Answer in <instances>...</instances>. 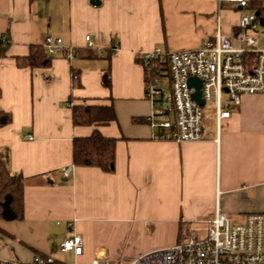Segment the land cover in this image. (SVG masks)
Segmentation results:
<instances>
[{
	"label": "crops",
	"instance_id": "crops-1",
	"mask_svg": "<svg viewBox=\"0 0 264 264\" xmlns=\"http://www.w3.org/2000/svg\"><path fill=\"white\" fill-rule=\"evenodd\" d=\"M240 13L223 0H0V112L12 118L0 159L23 178L22 219L0 220V264H118L185 240L217 211L236 221L264 213V93L242 96L217 136L209 115L202 142L156 140L146 122L142 54L197 49L217 29L236 32ZM47 35L75 57L18 67ZM76 105L112 106L115 120L73 126ZM95 129L116 140L113 173L72 166L73 138ZM72 234L82 238L77 258L59 250Z\"/></svg>",
	"mask_w": 264,
	"mask_h": 264
},
{
	"label": "built area",
	"instance_id": "built-area-1",
	"mask_svg": "<svg viewBox=\"0 0 264 264\" xmlns=\"http://www.w3.org/2000/svg\"><path fill=\"white\" fill-rule=\"evenodd\" d=\"M223 1L241 12L236 32L226 35L217 29L213 39L203 40L197 49L167 52L158 47L140 57L144 97L151 105L146 122L156 140L205 141L208 136L204 128L209 125V115L213 116L217 136L221 123L239 106L242 96L264 93V43L261 42L264 23L261 25L262 19L251 9L252 0ZM84 41L86 47H93L88 35ZM6 43V37L1 36L0 46ZM43 49L47 57L60 55L69 61L76 54L75 48L49 35L44 38ZM111 51L114 55L117 50L113 47ZM99 54L105 56L103 52ZM248 55L252 56L251 60ZM157 64L167 67L168 76L163 71L157 74L158 78L152 76ZM189 78L200 81L202 105L192 98L195 89L188 86ZM69 171L64 169L62 176L67 178ZM59 250L80 257L81 236H68ZM30 264L60 263L46 256L35 257ZM91 264L110 263L106 259H94ZM118 264H264V213L245 214L234 221L217 211L207 222L203 236L190 235L172 246Z\"/></svg>",
	"mask_w": 264,
	"mask_h": 264
},
{
	"label": "trees",
	"instance_id": "trees-1",
	"mask_svg": "<svg viewBox=\"0 0 264 264\" xmlns=\"http://www.w3.org/2000/svg\"><path fill=\"white\" fill-rule=\"evenodd\" d=\"M33 1V0H30ZM251 9L257 16L264 21V6L262 0H252ZM7 43L0 46V55L5 51ZM249 60L252 59L248 55ZM50 58L45 54L41 47L31 49V53L21 59L16 60L18 67L22 68H45L49 65ZM141 64V61L139 60ZM163 71L166 76L167 67L158 65L151 72L154 78H158V73ZM109 71L105 74V83L110 87ZM72 124L73 126H98L108 124L115 120V112L112 106H72ZM11 115L6 112H0V128L10 124ZM115 143L112 138L103 137L98 130L88 137L73 138L72 140V166L97 168L104 173L114 172L115 162ZM23 217V178L21 176H12L0 159V220L16 221Z\"/></svg>",
	"mask_w": 264,
	"mask_h": 264
},
{
	"label": "water",
	"instance_id": "water-1",
	"mask_svg": "<svg viewBox=\"0 0 264 264\" xmlns=\"http://www.w3.org/2000/svg\"><path fill=\"white\" fill-rule=\"evenodd\" d=\"M90 4L92 6H99L100 5V0H90ZM261 25H263V20L260 21ZM187 84L189 87H194L195 92L192 94V98L197 101L199 105H202L203 102L199 100L200 92H199V87H200V81L195 79V78H189L187 81Z\"/></svg>",
	"mask_w": 264,
	"mask_h": 264
},
{
	"label": "rangeland",
	"instance_id": "rangeland-1",
	"mask_svg": "<svg viewBox=\"0 0 264 264\" xmlns=\"http://www.w3.org/2000/svg\"><path fill=\"white\" fill-rule=\"evenodd\" d=\"M163 79H165V78H163ZM209 119H211V117H210ZM234 221H236V220H234ZM205 228H206V227H205ZM205 228H204V227H199V228L197 229L198 231H196L194 235H196V236H198V237L203 236Z\"/></svg>",
	"mask_w": 264,
	"mask_h": 264
}]
</instances>
